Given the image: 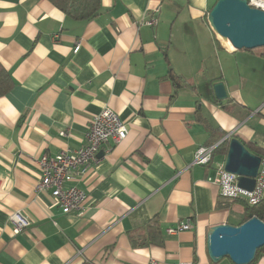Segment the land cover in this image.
I'll use <instances>...</instances> for the list:
<instances>
[{"label": "crops", "instance_id": "crops-1", "mask_svg": "<svg viewBox=\"0 0 264 264\" xmlns=\"http://www.w3.org/2000/svg\"><path fill=\"white\" fill-rule=\"evenodd\" d=\"M216 1L100 0L84 20L48 0H0V64L11 78L0 96V264H234L209 257L207 236L244 222L249 205L211 181L226 153L192 160L232 137L264 151V46L236 49L217 35ZM151 15L156 25L145 23ZM104 107L127 136L72 182L87 198L81 213L65 212L50 189H35L37 161L83 145ZM15 211L29 221L19 232ZM187 219L192 229L167 231ZM252 264H264V246Z\"/></svg>", "mask_w": 264, "mask_h": 264}, {"label": "built area", "instance_id": "built-area-1", "mask_svg": "<svg viewBox=\"0 0 264 264\" xmlns=\"http://www.w3.org/2000/svg\"><path fill=\"white\" fill-rule=\"evenodd\" d=\"M251 7L264 11V0H247ZM154 12H158L157 9ZM157 16L151 15L145 23L156 25ZM76 44L73 51H77ZM128 127L116 112L104 107L96 113L86 130L85 143L75 150H60L54 156L42 155L37 161L40 166L39 181L35 185L37 191L50 189L55 204L65 212L81 213L86 201V193L72 182L81 178L88 167L98 161L97 153L103 145L116 144L126 138ZM214 146H200L193 156L192 164L206 165L212 161ZM109 150V147L107 148ZM215 176L211 178L219 195L229 200H241L249 206L258 204L264 198V157H261L255 183L252 190L238 185V176L227 172L224 163H215ZM8 220L13 224L14 232H19L29 225V221L21 211L11 213ZM194 224L191 220L180 221L168 232L190 230ZM150 264H157L152 261ZM172 264H198L197 262H175Z\"/></svg>", "mask_w": 264, "mask_h": 264}, {"label": "water", "instance_id": "water-1", "mask_svg": "<svg viewBox=\"0 0 264 264\" xmlns=\"http://www.w3.org/2000/svg\"><path fill=\"white\" fill-rule=\"evenodd\" d=\"M213 31L236 49L264 46V11L251 7L247 0H217L208 13ZM215 97L223 99L222 82L213 84ZM102 153L99 150L97 156ZM261 156L252 153L238 138L228 140L224 169L238 176V185L252 190ZM264 246V222L254 215L239 225L222 223L211 227L207 236L209 257H227L234 264H250L257 249Z\"/></svg>", "mask_w": 264, "mask_h": 264}, {"label": "trees", "instance_id": "trees-1", "mask_svg": "<svg viewBox=\"0 0 264 264\" xmlns=\"http://www.w3.org/2000/svg\"><path fill=\"white\" fill-rule=\"evenodd\" d=\"M56 7H58L66 15L75 18V19H91L99 13L100 9V0H48ZM11 85V78L6 69L0 64V96L4 95L5 92ZM248 144V149L253 153L263 157L264 151L261 147L257 145ZM227 150V140H224L218 144L214 151L213 156L219 153H226ZM247 211L248 215H254L264 222V199L254 206H248ZM156 220H150L146 225V237L149 242H156L158 238V225ZM240 224V223H239ZM238 224V225H239ZM160 242V239L158 240ZM262 248V247H261ZM257 249L256 255L261 249ZM255 255V257H256ZM255 260V258H254ZM253 261L250 263L252 264Z\"/></svg>", "mask_w": 264, "mask_h": 264}]
</instances>
